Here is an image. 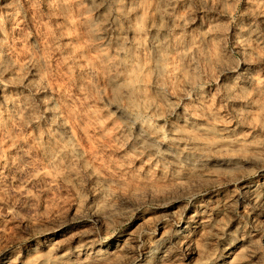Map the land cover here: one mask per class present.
Wrapping results in <instances>:
<instances>
[{"label":"rangeland","instance_id":"1","mask_svg":"<svg viewBox=\"0 0 264 264\" xmlns=\"http://www.w3.org/2000/svg\"><path fill=\"white\" fill-rule=\"evenodd\" d=\"M0 264H264V0H0Z\"/></svg>","mask_w":264,"mask_h":264}]
</instances>
